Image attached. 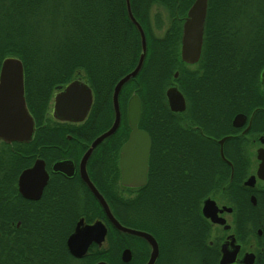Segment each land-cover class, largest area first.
I'll return each instance as SVG.
<instances>
[{
	"label": "trees",
	"instance_id": "1",
	"mask_svg": "<svg viewBox=\"0 0 264 264\" xmlns=\"http://www.w3.org/2000/svg\"><path fill=\"white\" fill-rule=\"evenodd\" d=\"M130 1L133 13L145 31L147 52L141 71L123 86L119 95L123 111L117 133L119 145L128 132L127 101L136 92L142 104L139 125L149 130L155 145L174 143L172 154L152 151L149 159L151 177L159 169L192 172V175L180 174L173 192L176 200L181 202V212L186 210L190 215L191 211H199L206 196L225 201L233 207L232 231L235 235L239 239L245 235L247 243L255 235L264 247V186L250 189L241 185V180L250 173L251 160L246 153L238 156L233 150L232 145L238 144L239 139L232 137L225 144V154L233 171L221 159L214 141L199 138L195 143L193 133L182 134L181 156H175L177 126L167 109L165 97L167 88L176 84L187 97L189 110L197 106L200 113L212 115L199 120L205 134L211 137L233 134L236 131L232 125L234 116L238 113L250 115L255 108L258 110L252 131L263 132L264 87L259 82V75L264 67V44L260 50L262 54L259 52L258 55L255 50L260 39L254 30L241 32L234 29L230 38L225 32L217 31L215 26L225 27L223 16L228 2L208 0L200 61L203 71L196 74L188 67L186 69L180 60L181 23L177 21L183 20L195 0ZM156 3L165 6L177 19L171 22L162 37H156L148 23V12ZM157 41L167 42V45L157 46ZM141 49L140 33L128 16L126 0H0V66L9 56L22 60L28 101L31 97L36 98L30 108L39 123L46 116L56 85L82 76L93 88L95 108L104 85L112 88L131 72ZM177 70L178 78L174 76ZM32 74L36 77H30ZM31 79L37 82L34 96V87L29 85ZM38 136H43L41 128ZM13 175L14 172H0V264L79 262L66 246V234L73 224H50L46 194L39 202L26 203L18 196ZM152 193L159 195L157 187ZM251 194L256 195V205L251 202ZM219 195L223 198H218ZM116 201L113 209L123 223L157 230L160 215L157 199L156 204L143 198L135 204L134 225L126 214L129 208L126 202L120 198ZM97 209L103 216L101 209ZM198 225L200 228L199 222ZM258 229L262 230L261 236ZM112 233L108 235V249L89 253L81 260L83 264L101 260L126 264L120 255L127 237L118 232V251L113 253ZM255 264H260L259 260Z\"/></svg>",
	"mask_w": 264,
	"mask_h": 264
},
{
	"label": "flooded vegetation",
	"instance_id": "2",
	"mask_svg": "<svg viewBox=\"0 0 264 264\" xmlns=\"http://www.w3.org/2000/svg\"><path fill=\"white\" fill-rule=\"evenodd\" d=\"M247 5V0H242V5L238 8H232V5H230L229 3L228 8H226V13L223 16V19L225 21V27L223 26L221 28L219 26H215V28L217 29V31H223L228 34V38L231 37V33L234 29H238L241 32H250L251 28H254L255 35L258 36V38L260 39L257 41L259 44L256 45L257 50H255V52L256 54L260 55L259 52H261L262 54V51L260 50L263 49L262 45L264 44V36L262 35V33L264 32V9H257L258 14L256 26H253L247 22L248 18L252 16V14H250L251 10L247 7ZM166 10L168 13V22L171 24L172 21L174 22L177 19L173 16L170 10ZM148 14V23L151 26V30L153 32L152 27L153 22H155V20L152 21L150 11L148 12ZM186 16L187 14L183 18V20H177L181 23L179 56L180 60L182 61V65L186 69L189 66V71L199 74L203 71V66L200 65V61L203 55V46L200 59L195 64H187L181 58L182 31ZM167 29L168 28H166V31ZM154 35L156 37H159L156 34ZM155 45L164 47L167 45V42L157 41ZM250 48L252 49V47ZM245 51H247L246 48ZM176 72H178V76L176 77L178 78L179 71L177 70ZM30 77H36V75L32 74L30 75ZM74 81L84 83L90 88L92 92L91 107L88 113L81 120L71 121L58 119L54 115L56 96ZM29 85L31 87H34V89H32V96H34L35 89L37 87L36 80L31 79ZM173 85L176 84H172L170 86ZM104 86L105 89L102 90L103 92L101 96L98 97V103L94 108L93 106L95 102V95L93 88L82 76H78L77 78L71 80L68 83L56 85L54 91L52 92L51 99H49L48 114L45 116L42 122L39 123L30 108V103L33 104L36 98L31 97L30 101H28L26 75L24 73L25 99L28 109L35 121V131L33 137L28 141L8 142L0 139V172H14L13 177H15L14 180L16 183V191L18 193L19 198H21L26 203L33 204L35 202H39L43 199L46 194V204L50 209V224H73V227L70 232L66 234V246L67 240L69 236L74 232L75 227L80 218L83 217L85 221L89 224L94 222L96 219H102L105 221L108 226V232L104 241L101 244L92 242L88 248L87 254L84 257L78 258L73 256L67 246L69 253L75 259L82 260L89 253H96L98 251L103 250L104 247L105 249H108V235L110 232H114L112 233L111 250L113 253L115 252V250L118 251L117 236L119 232L120 234H123L122 236L127 237V239H125L126 244L125 246H123V249L121 251V261L126 264H146L151 257L153 248L152 244L144 238L120 232L111 224L109 218L107 217L104 211L102 204L94 194V191L89 187L88 183L86 182L84 178V172L81 168L82 159L92 146L93 142L101 134L111 128L115 119V112L113 109L112 102V95L115 85L112 88L108 84H105ZM183 95L186 100V108L184 111L173 112L170 109L166 98V103L168 107L167 109L169 110L171 116L175 118L177 126V141L175 144L174 152L175 156H181L180 152L182 134L193 133L195 143L197 142V139L199 140V138H201L202 140L211 139L212 141H214L218 145L221 159L227 162L231 166L233 171L232 163L230 164L227 161L229 159L225 154V144L228 139L234 137L239 139L238 144L232 145L233 150L238 154V156H242L245 153L246 155H248L247 151L249 150V147L251 149L252 145H257L255 149V157L258 166L259 160L257 158V151L260 147L264 145V142L262 141V137H264V131H252L254 115L258 108H255L250 115L243 113L247 116V119L245 123L240 127L234 126L232 119V125L236 129L233 134H225L221 137L214 138L205 134L204 129L199 124V120H203L204 118H210L212 117V115L210 116L208 114L200 113V109L197 106L192 107V109L189 110L187 97L184 93ZM50 100H52L51 105ZM120 110L121 125L123 118V111L121 109V106ZM120 125L112 135L106 137L93 148L87 161L85 162V172L87 173L88 178L94 185L95 189L106 200L115 218L121 224L128 226L118 218L113 209V203H115L116 199L118 198L122 199V201H125L127 206L129 207L126 211V214L130 216L133 225L135 224L134 219H136V212L134 210L135 204L142 198L148 199L149 202L152 200L153 203L156 204L157 199L158 206L160 209L157 230L154 231L151 228L140 229L135 226H128L130 228L146 231L154 237L158 245V255L154 264H219L221 258V244L225 240H227L230 234L235 235V233L232 231L234 212L232 211L230 213L227 211H223L222 213H219L221 216L227 219V223L231 224L230 229H225L223 224H214L211 222L210 219L204 216V213L202 211L204 200L210 196H206L202 200L199 211H191L190 215L187 214L186 210L181 212V210L179 209L181 208V202L179 200H176V196L173 192L178 186L180 174L186 173L187 175H192V172H177V170L173 169H159L154 172V174H152V178L149 165L147 171V180L143 186L130 187L123 185L121 182L122 178L119 161L122 146L128 140L130 134L128 119L126 123V127L128 130L127 135H125L124 139L119 145L117 141V133L120 128ZM138 126L140 129L145 130L150 135L151 149L149 159L151 157L152 151H159L161 153L170 154L173 153V142L170 144L163 143L159 146L155 145V142L149 130L142 128L140 125ZM39 128H41L43 136H38ZM225 136H229V138L226 139L223 143V152L227 160L222 158L221 145L219 143V140ZM246 155H244L243 157H246ZM250 157H252L251 154ZM39 162H42L44 164V169L37 168L34 172H48V182L44 186L42 193L38 199L28 198L24 196L20 191V175L22 174V172H30L29 170L34 168V166L36 164H39ZM257 166L255 172H251L253 168L250 166L249 175L245 176L241 180V185L243 187H245L243 185L244 180L250 175L256 173ZM231 175L233 176V172L230 173V178L232 177ZM259 182L264 184L263 180L258 179L256 188L258 187ZM156 187L159 193L158 196H155L152 193L153 189H156ZM210 198L216 200L220 208H222L224 205L230 206L225 201H221L213 197ZM218 198L223 197L222 195H219ZM256 204L257 198L256 203L254 205ZM97 208L101 209V213H103V216L100 214ZM148 221L151 224L154 223V221H151L149 219ZM198 222L200 224V228ZM201 230L202 232L199 233L198 231ZM258 235L261 236L262 233H258ZM235 237L236 241L241 245L238 254L239 262L237 264H245L242 262V259L246 252H253L256 256L255 262L259 260L260 264H264V247L262 246V240L258 239V242L256 244V250L254 252L246 250L247 242L245 235L243 239H239L236 235ZM124 250H129L130 252L129 261H125L123 259Z\"/></svg>",
	"mask_w": 264,
	"mask_h": 264
},
{
	"label": "water",
	"instance_id": "3",
	"mask_svg": "<svg viewBox=\"0 0 264 264\" xmlns=\"http://www.w3.org/2000/svg\"><path fill=\"white\" fill-rule=\"evenodd\" d=\"M127 12L130 20L138 29L141 37V53L135 68L123 76L115 85L112 95L113 109L115 119L110 129L101 134L92 144L81 162V168L84 172V178L89 187L102 204L104 211L111 224L120 232L132 234L144 238L152 244V253L146 264H154L158 255V245L154 237L143 230L130 228L121 224L113 215L109 205L103 196L95 189L85 172V162L87 161L93 148L112 135L119 127L121 121V110L119 95L122 87L134 78L142 69L147 52V40L143 27L133 14L131 1L126 0ZM208 11V0H195L187 12L183 25L181 58L187 64H195L200 59L205 22ZM175 77L178 72H175ZM259 81L264 86V67L260 72ZM166 98L170 109L173 112L184 111L186 100L177 85L170 86L166 90ZM92 104V92L90 88L79 81L70 83L64 90L56 96L54 115L61 120L77 121L84 118ZM141 99L138 93H133L127 103V119L130 128L128 140L122 146L120 154L121 182L125 186L139 187L143 186L147 180V171L149 168V154L151 149L150 135L139 128L141 117ZM247 119L243 113H238L233 118V125L242 126ZM35 131V121L30 113L25 99L24 88V66L20 58L15 56L6 57L0 67V139L5 141H28L33 137ZM229 136L219 140L221 145L222 158L227 160L223 152V143ZM264 142V137H262ZM259 164L255 174L247 177L243 185L250 189H255L257 180L264 181V145L257 151ZM230 164L231 162L227 160ZM37 168L44 169V164L39 162L30 172H22L20 175V191L28 198L38 199L42 190L48 182V172H34ZM253 204L256 203L255 195L250 197ZM204 216L214 224H223L225 229H230L231 224L219 213L223 211L232 212L231 206L224 205L220 208L216 200L208 197L204 200L202 208ZM108 232V226L102 219H96L91 224L87 223L82 217L79 219L74 232L67 240V246L70 253L78 258L87 254L88 248L92 242L101 244ZM261 234L262 231L258 230ZM241 245L236 241L234 234H230L221 244V258L219 264H237L238 254ZM123 259L129 261L130 252L124 250ZM256 256L253 252H246L242 262L245 264H254ZM95 264H108L105 261H99Z\"/></svg>",
	"mask_w": 264,
	"mask_h": 264
},
{
	"label": "rangeland",
	"instance_id": "4",
	"mask_svg": "<svg viewBox=\"0 0 264 264\" xmlns=\"http://www.w3.org/2000/svg\"><path fill=\"white\" fill-rule=\"evenodd\" d=\"M226 1L228 2V4L230 3V5H232V8H238L239 6L242 5V0H226ZM247 2H248L247 7L251 10L250 14H252V16L248 18L247 22L249 24L253 25V26H256L258 10L259 9H264V0H247ZM166 9L167 8L165 6H163L162 4H159V3L158 4L157 3L153 4L152 7L150 8L151 19H152V21L155 20V22H153L152 29H153L154 34L158 35L159 37L163 36V34L166 31V28H168L169 25H170V23L168 22V17H167L168 13H167ZM251 30L253 31L254 28H251ZM234 39L235 38H233L232 40H234ZM245 41H247V40H245ZM138 60H139V58H138ZM138 60L136 61L137 63H138ZM137 63H136V65H137ZM51 102H52V100H50V105H51ZM127 103H128V101H127ZM48 108H49V104H48ZM125 113L127 115V109H126ZM47 114H48V109H47L46 115ZM126 119H127V116H126ZM0 145H1V141H0ZM256 147H257L256 144L252 145L251 149L249 147V150L247 151V154H248V156H249V158L251 160V167L253 168V170L251 172H255V169H256V166H257V160H256V157H255V149H256ZM250 154H251L252 157H250ZM262 184L263 183L259 182L258 183V187H262L264 185V184L263 185ZM257 242H258V238L255 235H252L251 238L248 240V243L246 244V250L255 252ZM75 264H83V263L80 260L79 262H75Z\"/></svg>",
	"mask_w": 264,
	"mask_h": 264
}]
</instances>
